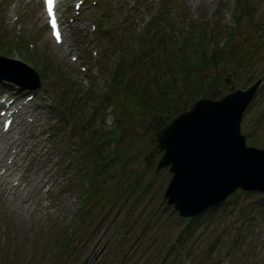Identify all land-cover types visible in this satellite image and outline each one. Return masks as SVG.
<instances>
[{"label": "rangeland", "instance_id": "rangeland-1", "mask_svg": "<svg viewBox=\"0 0 264 264\" xmlns=\"http://www.w3.org/2000/svg\"><path fill=\"white\" fill-rule=\"evenodd\" d=\"M110 1L117 8L106 0L87 6L60 45L38 0L11 9L21 11L19 38L6 23L17 2L0 10V42H12L0 54L26 62L41 80L1 142L0 264H119L129 251L126 264H162L159 242L166 264L188 254L191 264H208L207 249L212 258L224 253L219 264H264V197L253 191L207 212L213 230H201V220L198 236L171 237L188 223L192 232L196 219L166 205L172 173L157 169L163 151L154 136L197 99H220L261 78L241 132L264 147V0Z\"/></svg>", "mask_w": 264, "mask_h": 264}, {"label": "water", "instance_id": "water-1", "mask_svg": "<svg viewBox=\"0 0 264 264\" xmlns=\"http://www.w3.org/2000/svg\"><path fill=\"white\" fill-rule=\"evenodd\" d=\"M254 88L238 89L220 101L201 99L156 132L160 148L165 149L160 164H171L174 172L166 196L177 208L183 210L209 189L216 193L209 204L238 185L264 189V184L249 181L256 170L264 171V149L246 147L240 134L241 115Z\"/></svg>", "mask_w": 264, "mask_h": 264}, {"label": "snow or ice", "instance_id": "snow-or-ice-1", "mask_svg": "<svg viewBox=\"0 0 264 264\" xmlns=\"http://www.w3.org/2000/svg\"><path fill=\"white\" fill-rule=\"evenodd\" d=\"M52 5H53V0H47L48 13L50 16H53ZM51 23H52L53 28H55L56 20H55L54 16H53ZM56 36H57V39H59V33H56Z\"/></svg>", "mask_w": 264, "mask_h": 264}, {"label": "bare ground", "instance_id": "bare-ground-1", "mask_svg": "<svg viewBox=\"0 0 264 264\" xmlns=\"http://www.w3.org/2000/svg\"><path fill=\"white\" fill-rule=\"evenodd\" d=\"M209 170V169H208Z\"/></svg>", "mask_w": 264, "mask_h": 264}]
</instances>
